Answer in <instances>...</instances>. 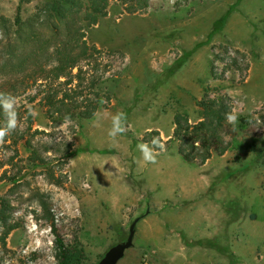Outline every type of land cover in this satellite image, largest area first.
I'll return each instance as SVG.
<instances>
[{"label":"rangeland","instance_id":"374dc122","mask_svg":"<svg viewBox=\"0 0 264 264\" xmlns=\"http://www.w3.org/2000/svg\"><path fill=\"white\" fill-rule=\"evenodd\" d=\"M48 1L0 0V264H56L52 228L97 264L136 219L118 264H264V0L111 1L69 28ZM82 37L99 54L72 68ZM206 97L233 134L198 167L166 142ZM87 102L88 121L55 114Z\"/></svg>","mask_w":264,"mask_h":264},{"label":"trees","instance_id":"16d2710c","mask_svg":"<svg viewBox=\"0 0 264 264\" xmlns=\"http://www.w3.org/2000/svg\"><path fill=\"white\" fill-rule=\"evenodd\" d=\"M112 2H117L125 7L126 14L136 15L144 13L148 8L150 0H49L46 4V13L49 18L62 23L63 26H68V13L69 11L76 12L77 15L84 10V15L89 27L95 26L99 19L106 17L107 8ZM18 20V18H17ZM73 32H75L73 30ZM80 41V40H79ZM73 49L78 48L79 55L73 58H68L66 62L77 65L81 61H94L95 55L99 52L94 47H89L81 38L77 42L73 38ZM95 84L91 81L90 88ZM97 96V95H96ZM110 98H107V102ZM65 105L64 102H62ZM199 113V122L191 125L186 115L178 114L174 116L173 125L174 129L172 136L166 144L175 142L177 145V154L186 164L203 166L215 154L218 157L223 156L227 151L228 146L224 143L223 137L231 136L233 134L231 126L228 123L232 119L231 109L227 101L222 97L218 99L204 98L200 102H196ZM66 107V106H65ZM78 108H69L67 113L55 112L57 117L64 119H73L77 117L79 120H90L96 113L101 104L99 102L85 104V107L79 110ZM67 108V107H66ZM60 117V118H61ZM148 135L158 136L157 132H151ZM145 143H150L154 151H161L160 140L150 139ZM3 222V220H0ZM13 229L9 228L6 235ZM53 235V249L55 252L56 264H82L85 261L84 254L79 246L68 247L61 236L57 233L55 228L51 229Z\"/></svg>","mask_w":264,"mask_h":264},{"label":"water","instance_id":"95a60500","mask_svg":"<svg viewBox=\"0 0 264 264\" xmlns=\"http://www.w3.org/2000/svg\"><path fill=\"white\" fill-rule=\"evenodd\" d=\"M138 222L139 219H136L131 223L126 240L111 247L97 264H118L124 258V254L133 247L135 227Z\"/></svg>","mask_w":264,"mask_h":264}]
</instances>
